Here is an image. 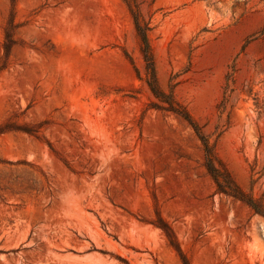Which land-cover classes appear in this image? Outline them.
<instances>
[{"label": "rangeland", "instance_id": "1", "mask_svg": "<svg viewBox=\"0 0 264 264\" xmlns=\"http://www.w3.org/2000/svg\"><path fill=\"white\" fill-rule=\"evenodd\" d=\"M137 1L160 87L264 204V0ZM156 101L125 0H0V264H264Z\"/></svg>", "mask_w": 264, "mask_h": 264}, {"label": "trees", "instance_id": "2", "mask_svg": "<svg viewBox=\"0 0 264 264\" xmlns=\"http://www.w3.org/2000/svg\"><path fill=\"white\" fill-rule=\"evenodd\" d=\"M125 1L133 17L135 30L141 41V52L146 69V83L157 100L154 102V106L157 109L183 118L194 128L203 145L204 165L216 185V190L245 202L255 213L264 217V204L248 194L236 182L226 164L216 154L215 146L209 143L208 137L202 132L189 111L176 100L173 89L166 92L160 87L156 75L152 48L149 42V22L145 20L141 12L140 3L137 0Z\"/></svg>", "mask_w": 264, "mask_h": 264}]
</instances>
